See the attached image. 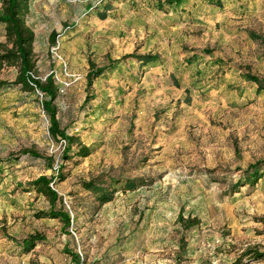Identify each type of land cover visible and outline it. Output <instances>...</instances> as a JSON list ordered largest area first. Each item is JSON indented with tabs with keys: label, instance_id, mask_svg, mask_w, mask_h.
<instances>
[{
	"label": "rangeland",
	"instance_id": "1",
	"mask_svg": "<svg viewBox=\"0 0 264 264\" xmlns=\"http://www.w3.org/2000/svg\"><path fill=\"white\" fill-rule=\"evenodd\" d=\"M211 1L163 10L153 0L30 1L37 75H54L56 117L90 153L63 158L40 94L0 87V158L29 148L54 159L0 166V225L14 238L0 233V264H74L75 253L80 264H264L242 255L264 253V176L233 186L264 156V92L244 77L264 80V0ZM145 53L159 58L126 56ZM89 60L118 62L88 88ZM17 72L4 66L0 79ZM59 165L53 188L64 206L54 208L69 212L68 227L37 216L50 203L27 185ZM134 177L145 184H118L103 204L83 187ZM180 212L200 223L184 229ZM35 232L45 239L24 252L16 240Z\"/></svg>",
	"mask_w": 264,
	"mask_h": 264
},
{
	"label": "trees",
	"instance_id": "2",
	"mask_svg": "<svg viewBox=\"0 0 264 264\" xmlns=\"http://www.w3.org/2000/svg\"><path fill=\"white\" fill-rule=\"evenodd\" d=\"M31 0H0V23L4 25V41H0V70L4 66H16L18 69L16 78L12 82H7L0 79V87L8 85L20 84L25 90L31 92L41 93L40 103L43 111L46 113L49 121L48 134L52 140H63V147L61 156L63 158H70V154L77 157H85L89 155L90 149L87 145L80 141V138L74 134L66 131V128L61 127L59 120L56 117L57 109L54 105L59 88L52 73L48 74L44 79L37 75L36 57L33 50V43L35 34L33 29L27 23V15L30 11ZM153 7L155 9L163 10L166 7L173 8L181 6L186 0H153ZM211 2H220L218 0ZM102 15L104 13H101ZM55 33L51 36V42L54 43ZM128 57H135L141 64H149L157 61L159 56L157 54H130ZM118 61H112L108 65L97 66L93 61L89 60L88 71L86 73L87 87L89 88L93 81L102 75L106 69L113 68V65ZM244 77L249 82L256 86V92H264V80L249 72L244 73ZM91 96V95H90ZM90 98H87L88 101ZM73 145L76 148L73 149ZM29 155L33 157H43L48 165H52V155L41 156L40 153L33 149L24 148L18 155H9L7 158H0V166L3 164H11L18 160L20 155ZM61 165L55 169V174L47 176L45 174L39 175L36 178L27 182L29 187L35 188L39 193L44 195L50 203V209L40 210L37 212L38 217L59 218L63 225L68 227L71 222V217L68 211L64 209H55L54 205L58 201L61 206L62 197L53 188L57 182L63 180V175L60 171ZM264 176V156L254 163L249 164L242 170L241 176L233 184L234 191L243 185H255L258 180ZM144 179L141 177L127 178L123 182L120 179H110L108 183H96L93 179L83 181V187L90 191L99 202L103 204L112 199L114 193L118 190L117 185L122 184V189H134L138 185H143ZM177 222L181 224L184 229H190L200 223L197 217L187 216L183 217L180 212L177 217ZM0 233L9 239L14 240L12 236L7 233L5 225H0ZM45 239L44 235L35 232L17 241L24 252L30 251L38 243ZM251 255L253 259L261 258L264 253H260L255 249H248L242 255ZM74 264H80L81 258L75 253L72 255Z\"/></svg>",
	"mask_w": 264,
	"mask_h": 264
},
{
	"label": "built area",
	"instance_id": "3",
	"mask_svg": "<svg viewBox=\"0 0 264 264\" xmlns=\"http://www.w3.org/2000/svg\"><path fill=\"white\" fill-rule=\"evenodd\" d=\"M56 47H52L51 48V52L54 54V55H56L57 56V51H56ZM58 57H59V55H58ZM39 93V92H38ZM40 94V96H41V93H39ZM62 142H64L63 140H62Z\"/></svg>",
	"mask_w": 264,
	"mask_h": 264
}]
</instances>
